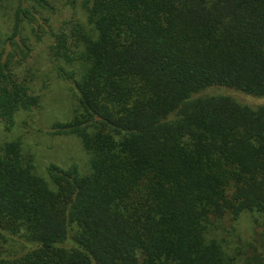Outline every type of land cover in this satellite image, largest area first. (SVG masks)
Segmentation results:
<instances>
[{
	"label": "trees",
	"instance_id": "trees-1",
	"mask_svg": "<svg viewBox=\"0 0 264 264\" xmlns=\"http://www.w3.org/2000/svg\"><path fill=\"white\" fill-rule=\"evenodd\" d=\"M57 2L0 0V264H264V103L205 92L264 97V0ZM46 40L82 164L20 132Z\"/></svg>",
	"mask_w": 264,
	"mask_h": 264
},
{
	"label": "rangeland",
	"instance_id": "rangeland-1",
	"mask_svg": "<svg viewBox=\"0 0 264 264\" xmlns=\"http://www.w3.org/2000/svg\"><path fill=\"white\" fill-rule=\"evenodd\" d=\"M56 7L57 14L55 17L58 20L68 17L71 13L70 7L65 4L64 0H59ZM9 24V19L0 14V34L8 31ZM46 52L47 40L35 45L32 55L27 62L29 66L36 69L37 76L34 79L33 86L41 96V108L39 112L36 111L29 114L27 128L25 127L24 129V125H22V128L20 127L23 142L37 152V158L43 165L49 161H54L61 165L72 161L82 164L85 161V156L79 143L74 138L53 136L47 133L50 124L55 119L63 120L68 115L71 102V89L68 83L58 79L50 70ZM205 92L210 95L230 96L241 103L253 107L264 103V97L249 96L228 87H212ZM22 118L25 120L26 115H22ZM11 133L14 132H7L0 128V141L6 135H11ZM8 136L7 139L10 138ZM235 226L237 234L235 238L246 239L251 234L252 223L250 216L246 214L242 215L238 222L235 223Z\"/></svg>",
	"mask_w": 264,
	"mask_h": 264
}]
</instances>
